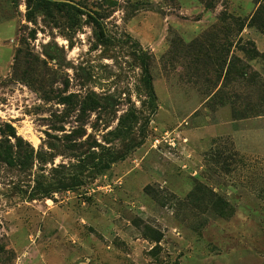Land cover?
<instances>
[{"label": "rangeland", "instance_id": "374dc122", "mask_svg": "<svg viewBox=\"0 0 264 264\" xmlns=\"http://www.w3.org/2000/svg\"><path fill=\"white\" fill-rule=\"evenodd\" d=\"M53 1L0 0V264H264V0Z\"/></svg>", "mask_w": 264, "mask_h": 264}, {"label": "trees", "instance_id": "16d2710c", "mask_svg": "<svg viewBox=\"0 0 264 264\" xmlns=\"http://www.w3.org/2000/svg\"><path fill=\"white\" fill-rule=\"evenodd\" d=\"M25 5H26V19L31 22L33 21L34 15L37 12L42 13L46 16L53 15L54 13H61V12H65L69 14H74V12H78L81 14L84 13L81 10H78V8L74 5H71L65 2H57L53 0H25ZM87 15L88 17L92 19L93 22L95 21L94 18L90 14H87ZM144 71L146 73L147 84L149 87H151L150 74L146 66L144 67ZM8 127L10 129L9 135L12 137H15L14 129L11 126H8ZM6 155L3 156L4 159H6L7 157ZM1 156L2 154H0V157ZM9 161L12 162V159L10 156H9ZM9 253L10 252L7 251L4 248V246L0 243V262L4 259H8Z\"/></svg>", "mask_w": 264, "mask_h": 264}, {"label": "built area", "instance_id": "2783aa9c", "mask_svg": "<svg viewBox=\"0 0 264 264\" xmlns=\"http://www.w3.org/2000/svg\"><path fill=\"white\" fill-rule=\"evenodd\" d=\"M174 134L173 132L165 131L158 138H154L153 144L159 145L160 143H166L168 145H174Z\"/></svg>", "mask_w": 264, "mask_h": 264}]
</instances>
